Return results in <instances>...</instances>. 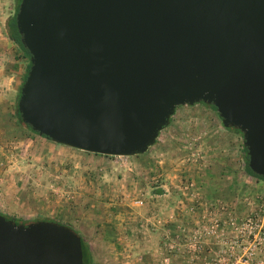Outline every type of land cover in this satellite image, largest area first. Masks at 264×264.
Listing matches in <instances>:
<instances>
[{"label": "water", "instance_id": "water-1", "mask_svg": "<svg viewBox=\"0 0 264 264\" xmlns=\"http://www.w3.org/2000/svg\"><path fill=\"white\" fill-rule=\"evenodd\" d=\"M31 68L24 123L109 156L154 146L177 108L206 103L264 177V0H21ZM0 264H86L81 235L0 213Z\"/></svg>", "mask_w": 264, "mask_h": 264}, {"label": "rangeland", "instance_id": "rangeland-1", "mask_svg": "<svg viewBox=\"0 0 264 264\" xmlns=\"http://www.w3.org/2000/svg\"><path fill=\"white\" fill-rule=\"evenodd\" d=\"M16 5L0 0L1 212L74 228L91 264H264V181L245 170L243 134L210 105L178 107L135 156L76 149L20 124L26 64L7 33Z\"/></svg>", "mask_w": 264, "mask_h": 264}, {"label": "trees", "instance_id": "trees-1", "mask_svg": "<svg viewBox=\"0 0 264 264\" xmlns=\"http://www.w3.org/2000/svg\"><path fill=\"white\" fill-rule=\"evenodd\" d=\"M20 2H21V0H17V5H16V8H15V12L8 19V22H7V33H8V37L22 50L23 56L27 59V65H26V69H25V76H24L23 82H22V84L20 86V90H19V96H18V101H17V111H16V114H17L18 121L20 122V124L23 127L27 128V129H29V130H31L33 132H36V131H34L32 129V127L30 125L24 123V121L22 120L21 114L19 112V108H18V103H19V99H20V96H21V89H22V86H23V83H24L25 79L28 76V73L30 71V68H31V61H30L31 55H30V52L23 45L22 40H21V34L19 33V30H18V27H17V13H18V10H19ZM210 106L213 109L216 110V107L215 106H213V105H210ZM235 130L238 131V132H240L237 129H235ZM36 133H38V132H36ZM43 137L47 138L46 136H43ZM244 150H245V157H246V163H245V170H246V172L249 175H251V176L255 177L256 179H258V181H264V177L255 174L252 171V169L249 167V155H248V150L245 147V145H244ZM0 213H2L1 210H0ZM4 215H6V214H4ZM7 217L8 218H13V217H10V216H7ZM13 219L16 220L18 223H26V224H28L30 222H33V221H23V220L18 219V218H13ZM38 220H48V219H37L35 221H38ZM78 233L80 234V232H78ZM81 237H82V243H83L84 260H85L86 264H91L92 251H91L90 245L86 242L85 238L82 235H81Z\"/></svg>", "mask_w": 264, "mask_h": 264}, {"label": "built area", "instance_id": "built-area-1", "mask_svg": "<svg viewBox=\"0 0 264 264\" xmlns=\"http://www.w3.org/2000/svg\"><path fill=\"white\" fill-rule=\"evenodd\" d=\"M190 210L193 211V207H191ZM195 236H196V232H195ZM195 242H196V240H195ZM195 247H196V244H195ZM186 260H187L188 262H196V250H194L193 253L190 254V255L186 258Z\"/></svg>", "mask_w": 264, "mask_h": 264}, {"label": "crops", "instance_id": "crops-1", "mask_svg": "<svg viewBox=\"0 0 264 264\" xmlns=\"http://www.w3.org/2000/svg\"><path fill=\"white\" fill-rule=\"evenodd\" d=\"M22 58H23V62L27 65V59L22 55ZM23 79V78H22Z\"/></svg>", "mask_w": 264, "mask_h": 264}]
</instances>
